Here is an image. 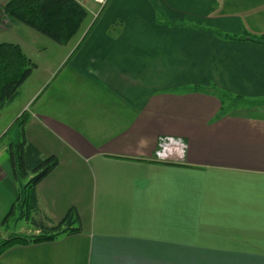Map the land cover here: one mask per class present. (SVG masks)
Segmentation results:
<instances>
[{
	"label": "crops",
	"instance_id": "0c3cea01",
	"mask_svg": "<svg viewBox=\"0 0 264 264\" xmlns=\"http://www.w3.org/2000/svg\"><path fill=\"white\" fill-rule=\"evenodd\" d=\"M77 1L87 19L53 57L37 35L16 44L35 69L0 141L22 126L59 160L38 206L53 224L75 209L81 231L0 264H264V45L215 33L264 36V0ZM162 137L188 145L184 160H155ZM18 191L9 160L1 240L39 234L3 227Z\"/></svg>",
	"mask_w": 264,
	"mask_h": 264
},
{
	"label": "trees",
	"instance_id": "16d2710c",
	"mask_svg": "<svg viewBox=\"0 0 264 264\" xmlns=\"http://www.w3.org/2000/svg\"><path fill=\"white\" fill-rule=\"evenodd\" d=\"M87 10L77 0H7L0 11V21L20 23L58 45L68 44L78 34L87 19ZM219 37L230 41H251L264 45V36L258 38H237L220 32ZM35 69L33 62L16 44L0 43V111L11 104L19 95L21 87ZM20 140L10 144L8 153L15 181L18 185V199L3 222L27 221L38 235H13L0 240V256L11 248L30 244H43L61 236L80 233V219L71 209L58 224L45 217L38 206L37 186L58 166L55 156L45 157L25 138L22 126ZM20 215L16 218V211Z\"/></svg>",
	"mask_w": 264,
	"mask_h": 264
},
{
	"label": "rangeland",
	"instance_id": "374dc122",
	"mask_svg": "<svg viewBox=\"0 0 264 264\" xmlns=\"http://www.w3.org/2000/svg\"><path fill=\"white\" fill-rule=\"evenodd\" d=\"M4 1H6V0H0V4L3 3ZM4 4L2 6H0V11L3 10ZM5 24H8L7 21H4V20L0 21V43L17 44L19 42V40H23V42L29 43V41H31L33 39V36L37 35V36H39L40 39L34 38V42H37L38 44L43 43V42H50L51 44H53V45H50L47 49V56L48 57H53L54 54L56 52H58V50L60 48V47H57L58 44L54 43L53 41L49 40L48 38L38 34L37 32L33 31L32 29H30V28H28V27H26L20 23H15V25H13L11 22L9 27H6L7 25H5ZM30 37L32 39H30ZM212 91L217 92V89L212 88ZM224 100H225V104L231 105V99H229V98L227 99L224 97ZM257 103L256 102H251V103L250 102H247V103L244 102V103H239V105H243L246 108H250L254 105L255 106L262 105L259 102H257ZM12 109H14V107H12ZM4 114L6 115V119H4L0 115V131H1V129H3L6 126L7 114H9V113L8 112L3 113V115ZM17 131H18V125L11 127V129H9V132L7 133V135L0 141V165L1 166L5 165L10 160L8 149H9V146L11 143H13V144L17 143L18 139H16V140L14 139L16 134H17ZM20 213L21 212L18 209L16 211V218L20 215ZM13 222H14L13 218L9 219L8 226L9 227L12 225L14 226V224H12ZM25 224L28 226H31V224L29 222L26 223L25 221H20L18 226L22 227ZM20 236H30V235H24V234L22 235L21 234ZM6 238L8 239V237H6ZM6 238L2 239V240H6Z\"/></svg>",
	"mask_w": 264,
	"mask_h": 264
},
{
	"label": "built area",
	"instance_id": "2783aa9c",
	"mask_svg": "<svg viewBox=\"0 0 264 264\" xmlns=\"http://www.w3.org/2000/svg\"><path fill=\"white\" fill-rule=\"evenodd\" d=\"M98 4H104L106 0H93ZM188 145L179 138L162 137L158 141L155 160L158 162H179L184 160Z\"/></svg>",
	"mask_w": 264,
	"mask_h": 264
}]
</instances>
